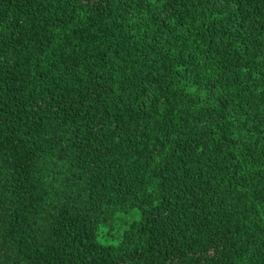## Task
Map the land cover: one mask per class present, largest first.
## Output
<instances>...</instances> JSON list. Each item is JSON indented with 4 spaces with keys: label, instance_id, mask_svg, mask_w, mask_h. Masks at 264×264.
<instances>
[{
    "label": "trees",
    "instance_id": "obj_1",
    "mask_svg": "<svg viewBox=\"0 0 264 264\" xmlns=\"http://www.w3.org/2000/svg\"><path fill=\"white\" fill-rule=\"evenodd\" d=\"M0 264H264V0H0Z\"/></svg>",
    "mask_w": 264,
    "mask_h": 264
}]
</instances>
